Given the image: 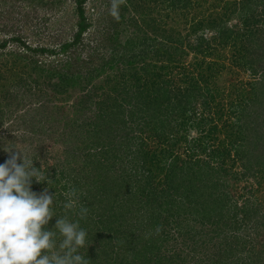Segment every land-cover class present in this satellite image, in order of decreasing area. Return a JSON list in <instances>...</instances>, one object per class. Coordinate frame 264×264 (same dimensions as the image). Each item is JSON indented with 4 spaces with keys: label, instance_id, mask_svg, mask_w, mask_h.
I'll use <instances>...</instances> for the list:
<instances>
[{
    "label": "trees",
    "instance_id": "obj_1",
    "mask_svg": "<svg viewBox=\"0 0 264 264\" xmlns=\"http://www.w3.org/2000/svg\"><path fill=\"white\" fill-rule=\"evenodd\" d=\"M88 2L0 0V59L9 57L13 61L7 67L9 73L24 78L20 79L24 87V92H19L20 96L29 97L31 86L28 84L33 73L46 79L43 90L47 94L60 95L63 100L70 98L71 94L73 96V103L69 107L66 104L44 107L42 103H34L36 106L29 113V132L34 136L38 132L50 135L52 131L56 134V125L63 118L57 117L59 113L70 109L72 114L78 115V123L74 115L68 122L64 121L62 126L67 133L63 137L66 135L64 139L73 142L67 149L69 151L65 152L64 160H57L55 168L49 169L53 174L50 178L55 180L49 184L52 188L49 191L53 194L56 192L54 214H62L58 205L63 200L61 190L77 189L81 203L89 208L88 217L81 221V226L89 231L91 245L88 253L86 249L81 250L90 259L89 264H150L151 260L154 264H184L187 255L181 250H173L171 255H161L163 257L155 253L156 249L169 243L168 229L160 228L158 234H140L144 229L139 224H131L129 216L130 209L139 204L145 211L148 206L146 221L162 216L169 224L172 220L173 224H179L183 220L181 217L187 214L181 211L182 199L188 197L187 190L181 189H191L194 195L191 198L189 194V204H194L188 207L190 213L197 214L198 220L213 224V233L219 231L218 238L221 236V227L227 232H237L234 236L229 235L232 243L217 245L216 253H231L235 247H244L246 257L236 256L230 264H254L255 261L250 257L251 252H255V242L264 240L261 204L257 200L251 203L246 199L240 208L235 202L226 201L229 197L224 192L223 178L231 175L227 165L232 160L242 164L245 169L243 176L251 172V164L264 166V0H239L238 17L235 15L237 1L231 0L228 2L233 10L229 18L217 17V13L213 18L209 17L205 25L208 29L200 32L192 48L204 57L214 53V60L205 63L195 59L189 66L191 70L183 67L178 73L173 69L177 68V62L186 58V54L182 51L177 53L179 50L172 48L171 43H174L172 41L175 38L172 33L158 28L160 37L149 39L148 43L135 29L129 28L134 23L128 15L126 0H122L119 20L108 14L110 0H103L104 9L95 18L87 14ZM162 2L170 3L171 8L176 4L173 0ZM202 3H209L212 8H216L208 0H202ZM186 6H189L188 3L182 8ZM63 7L71 8L73 32L65 38L56 34L58 39H53L55 36L46 32L45 43L36 41L42 35L40 29L45 28L48 18L61 15ZM39 9L43 13L41 18H37ZM252 12L261 15H253ZM233 17L236 19L232 20ZM230 20L234 28L239 27L240 33L236 34L238 31L233 30L234 33H231L222 26ZM26 31L28 34H25ZM28 36L33 38V45L27 42ZM236 41L239 47L235 45ZM230 46L238 47L237 59L242 61L239 65H243L252 76L248 83L237 81V72L218 63L222 59L221 51ZM108 71L114 75L106 74ZM221 73L229 80L236 79L224 87L230 88L226 94L214 88ZM257 74L260 77L254 79ZM100 78L102 81L96 82ZM223 101L228 102L232 114L246 104L248 108L245 106L241 114L235 117V123L227 126V121L224 122L228 128L225 134L227 143L222 142L218 149L204 143L198 144L199 139L210 140L212 134L220 133L217 126L213 125L212 118H203V112L220 110L217 119L222 118L224 113L220 106L223 107ZM252 106L259 112L252 114ZM194 119L198 121L197 126H201L199 131H203L207 124H212L204 129L205 137L187 136V126L191 124L192 127ZM141 128L144 131L147 128V138L157 142L170 140L174 143L183 139L184 142L194 143L193 148L188 146L186 150L192 152L195 148L197 151H193L191 157L196 159L190 158L187 165H175L173 160L166 166L158 167V171L167 172L159 187L149 164L158 157V152L170 155V151L162 148L158 152L145 151L143 147L146 144L139 134ZM180 133L183 135L180 136ZM177 135L180 137L173 141L171 138ZM246 144L250 149H246ZM198 152L205 154L204 159L198 158ZM134 155L144 158V166L141 167L145 171L143 175L133 161ZM254 160L256 162L252 163ZM43 163L45 169L49 168L46 167L48 162ZM34 166L39 167L38 164ZM127 167L129 171L125 169ZM172 168H175L174 172ZM257 169L262 170L264 177V167ZM55 174L58 176L55 177ZM59 180L65 183L56 190ZM41 186L47 187V184L33 182L32 189L35 191ZM197 206L203 210L200 216L194 208ZM237 216H240L238 220ZM54 224L55 217L47 228L50 230ZM253 240L256 241L251 242ZM219 258L208 260L207 263L216 264Z\"/></svg>",
    "mask_w": 264,
    "mask_h": 264
},
{
    "label": "rangeland",
    "instance_id": "obj_2",
    "mask_svg": "<svg viewBox=\"0 0 264 264\" xmlns=\"http://www.w3.org/2000/svg\"><path fill=\"white\" fill-rule=\"evenodd\" d=\"M125 1V0H124ZM127 1V7H128V15L130 18H132V23L134 28H132L133 25H130V29H135L136 32L140 34L141 37H144V40L148 41L149 39H157L160 37L158 35V28L165 30L167 33H172L174 38V43L172 45L173 49H178L179 51L177 53L186 54V58L182 59L181 61L177 62V68L173 69L175 72H179L183 69V67L189 68L190 64L194 63L195 59L197 61L203 60L205 63H209L213 61V54H209L206 57H204L201 54L195 53L192 48V43L195 45V40L201 35L203 31L208 29L205 25L207 24L209 17L213 18V16L217 13V17H221L222 19L224 17H228L230 15L231 10H233V6H230L228 1L231 0H208L211 4L215 5L216 8L214 9L210 6L209 3H202V0H173V2H176L175 7L171 8L170 3H163V0H126ZM130 1V3H129ZM158 1H160V5L156 4ZM217 1V3H215ZM226 1V2H225ZM233 1V0H232ZM237 1V4L235 5V15L236 17L239 16V7ZM65 2V1H64ZM68 1H66L67 3ZM188 3L189 6H186L185 8H182L183 5H186ZM215 3V4H214ZM142 5L141 8L139 5ZM64 6V5H63ZM64 9V7H63ZM104 9L103 0H89V2L86 5V11L87 14L93 18H95L98 13H100ZM260 8H258V11ZM253 15H261V13L252 12ZM43 15L41 9H39V13L37 14V18H41ZM249 15L251 13L249 12ZM49 17V15H47ZM236 18L233 17L232 20ZM230 20L229 22H225L224 26L225 28H228L231 33L235 32L236 34L240 33L238 26L234 28L233 21ZM203 21V22H202ZM223 21V20H222ZM74 17L71 15V8L67 7L65 8L61 15H56L51 18H48L45 24V28H41V33L36 41L45 43L47 41L46 32H48L50 35L55 36L57 34L61 35V37L65 38L68 37L73 32V25ZM202 26L203 29H201ZM47 28V29H46ZM195 28V30H194ZM28 30V29H27ZM233 30V31H232ZM202 31V32H201ZM201 32V33H200ZM25 34H28V31L25 32ZM232 36H235V34ZM49 39V38H48ZM53 39H58L56 36L53 37ZM33 38L31 36H28L27 42L30 45H33ZM166 43H170L165 41ZM147 43V44H148ZM191 46H188L190 45ZM170 45V44H169ZM167 45V46H169ZM193 45V47H194ZM235 45L239 47L238 41L235 42ZM175 46V47H174ZM232 48L230 46L229 49L222 50V59L218 61V63H221L222 66L230 67V70L234 73H238L239 77H237V81L240 80L242 82H247L252 80V76L249 74L247 70L244 69L243 65H239L242 63L241 60H238L236 47ZM13 61L9 57L1 58L0 59V147L2 145L4 146L5 150L9 147H15L18 150L22 152H26L28 156L35 157L36 159L34 161V165L38 164L40 166V161L43 167H45L43 161L48 162L46 164V167H49V169H54L55 162L57 160L63 161L65 158V152L69 151L71 147V143L73 141H67L65 136L63 135L67 133L65 131V127L62 126L64 121H67L70 118H76V123H78V115L72 114V111L70 109L66 110L57 117L60 119V117H63L61 119V123L56 125L55 129L57 130V133L54 134L52 131H50L52 134H42L38 132L37 135H32L30 131L31 122H30V110L32 107H35L36 104L34 103H42L44 107L46 105L48 107L53 106H62L63 104H66L65 106H71L73 103V96L71 94V97L67 100H63L60 95L53 94L51 92H48V94L43 90L46 87V79L44 77L40 76L39 74H31V82L28 84L30 85L31 92H29V97L24 98L21 97L19 92H24V87L20 83V79H24L23 77L15 76L14 74H10L7 67L11 65ZM187 70V69H186ZM226 71V70H224ZM174 72V73H175ZM106 74H109L110 76H113V72L108 71ZM224 73H221V78L217 80V84H215V87L219 92L226 94V90L230 91L229 87L224 88L225 86H228L232 80L235 82L236 79L231 78L230 80L226 78V76H223ZM26 76V75H25ZM260 77V74H257L254 76V79H258ZM103 79V78H102ZM100 80H97L96 82H101ZM35 83H37L35 85ZM32 84V85H31ZM213 88V86H212ZM27 89V88H26ZM43 90V91H42ZM19 95V98H18ZM24 95V93H22ZM233 97V96H232ZM245 105V104H243ZM246 109L248 108V105L246 104ZM245 106L237 108V111L232 114L233 110L229 107V104L227 101H223V107L222 112L224 113L223 117L220 119H217V113L220 110H211L209 112H203V118L204 119H210L212 118V122L214 126H217V130L220 131V133L212 134L213 137L210 140L208 139H199L198 144L204 143V145H207L208 147H212L213 149H218L222 142L227 143V139L225 138V134L228 132V128H226V125L228 126L230 123H235V117L241 114L242 110H244ZM255 106H252L251 111L252 114L258 113L259 111L254 108ZM44 110H46L44 108ZM49 111V110H46ZM53 113H56L54 110ZM66 112V113H65ZM249 114V112L247 111ZM61 114V116H60ZM142 114V113H141ZM227 114V115H226ZM251 114V115H252ZM63 115V116H62ZM74 115V116H73ZM67 116V118H66ZM73 116V117H72ZM227 121V124L225 125L224 122ZM251 122V121H249ZM193 126L189 127V131L187 136L196 135L205 137V128H207L209 125L207 124L204 126L203 131H199L201 129V126H197L195 119L193 120ZM189 124V123H188ZM141 125V124H140ZM235 125V124H232ZM227 129V131H226ZM214 130V131H217ZM65 131V132H64ZM169 132V131H168ZM200 132V133H199ZM183 133V132H181ZM181 133L179 134L180 136ZM141 137L144 139L145 146L143 149L145 151H160L159 149L162 148L164 150H169V153H165L167 155H162V153L158 152V157L156 159H153L151 161L152 164H149V168L154 171L153 173L156 175V184L161 187V182L165 178V174L163 171H158V167H163L164 165L170 164L173 160H175V165H180L185 163L187 165L189 163V159L195 160L196 157H191V154L193 151H197L195 148L191 150H186L188 146L193 148L194 143H187L184 142L183 139L175 141V139L179 138L180 136H174L173 141L165 140L164 142H157L156 140H153L151 138H147L149 136V133L147 131H144V128H141L140 133ZM168 135V133H166ZM57 135H59L57 137ZM151 135V134H150ZM61 136V137H60ZM152 136V135H151ZM153 137V136H152ZM166 138V137H165ZM264 142V139L262 140V143ZM76 143V142H75ZM248 149L249 145H245ZM223 147V146H222ZM78 151V150H75ZM9 153H6L2 150H0V163L4 162L5 159H7ZM198 158L204 159L205 154L198 152L197 153ZM69 158V157H68ZM135 163H137L138 170L140 173H145V171L141 168L144 166V158L141 156L134 155ZM159 160V161H158ZM161 160L162 163L160 162ZM231 160V159H230ZM72 161V160H71ZM158 161V162H156ZM233 161V160H232ZM229 162L227 166L230 167V173L231 175H227L223 178L224 182V192L228 194V199L226 201L235 202L237 207L242 208L244 205V201L246 199H249L251 203L254 200H257L259 204H261L262 208V214H264V177L261 171L257 168H263L264 166H257L255 164H251V172H248L245 176H243L244 168L240 162ZM20 161H18L19 163ZM254 160L252 163H255ZM159 165L157 166L156 164ZM232 163V164H231ZM78 164V163H77ZM244 164V162H243ZM148 165V164H147ZM174 165V166H175ZM126 166V164H125ZM124 166V167H125ZM245 166V165H244ZM156 168V169H154ZM247 168V167H245ZM128 170V167L125 168ZM173 172L175 171V168L171 169ZM49 176H53L50 170ZM257 171V172H256ZM131 174V172H130ZM58 176V174H55V177ZM243 176V177H242ZM60 182L57 184L56 190H59L61 185L65 183L63 180H59ZM60 186V187H59ZM167 187V186H166ZM46 187H39L35 190V192L39 193ZM136 189V188H135ZM61 190V189H60ZM181 190H187L188 197L183 200V207H181V211L186 212L187 214L183 215L181 217V220L178 224H173L174 221H171V224L168 223V221L163 220L162 216L159 218H152L150 220H147L148 215V206L145 209H142L139 204H137L135 207L133 206L132 209H130V218L129 222L131 221V224H139L144 229L142 233H156L155 229L157 227L164 228L165 230H169V243L165 244L164 246H161L160 249H156L155 253L156 255H171V251L181 250L184 255H187L186 261L184 264H209L207 263L208 260L216 259V257H220L216 264H225L229 262H234L236 259L235 257H246V250L243 247H235L233 248V251L221 253V255L216 253V247L217 245H224L229 244L231 242V239L229 238V235H235L237 232L234 230H231L230 232H227V230H223L221 227V236L218 238L219 231L214 234L213 230H215L213 224H209L206 221L198 220L197 214L190 213L189 206L191 207L192 204L190 203L189 194L192 198L194 195L193 192H190L191 189H181ZM159 192V189H157ZM193 191V189H192ZM64 194V191L61 190V195ZM187 199V200H186ZM189 200V201H188ZM189 204V205H188ZM60 206V203L58 204ZM188 205V206H187ZM197 211L198 215L200 216L203 213L202 208L199 206L194 207ZM247 208V207H246ZM142 209V210H141ZM191 209V208H190ZM136 210V211H135ZM189 211V212H188ZM142 212V213H140ZM145 212V214H144ZM138 218V220H137ZM240 216L236 217V220H238ZM131 219V220H130ZM201 219V218H199ZM169 220V218H168ZM174 227V228H173ZM91 228V227H90ZM51 229V228H50ZM92 229V228H91ZM94 231V229H92ZM215 232V231H214ZM231 233V234H230ZM239 234V233H238ZM171 236V238H170ZM237 241V239H236ZM256 241V240H255ZM254 240L251 242H255ZM258 242H255V252H251L252 256L250 259L253 258L255 261L254 264H264V240H257ZM223 242V243H221ZM238 242V241H237ZM262 242V243H261ZM219 243V244H218ZM232 243V242H231ZM259 244H262L258 246ZM172 248V249H170ZM155 255V256H156ZM234 255V256H233ZM157 256V257H160ZM163 257V256H161ZM233 257V258H232ZM235 258V259H234ZM242 259V258H240ZM151 260L149 263L154 264Z\"/></svg>",
    "mask_w": 264,
    "mask_h": 264
},
{
    "label": "clouds",
    "instance_id": "obj_3",
    "mask_svg": "<svg viewBox=\"0 0 264 264\" xmlns=\"http://www.w3.org/2000/svg\"><path fill=\"white\" fill-rule=\"evenodd\" d=\"M122 0H110L108 14L120 19ZM7 159L0 163V264H89V231L81 226L89 208L81 203L75 188L67 189L56 216V192L49 191V168L34 166L30 157L15 147L5 150ZM18 161H20L18 163ZM33 182L47 184L33 191ZM55 217V224L47 226ZM158 234L160 228L155 229Z\"/></svg>",
    "mask_w": 264,
    "mask_h": 264
}]
</instances>
